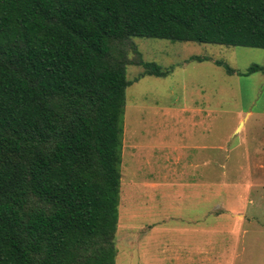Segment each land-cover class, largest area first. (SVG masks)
<instances>
[{"label":"trees","instance_id":"trees-1","mask_svg":"<svg viewBox=\"0 0 264 264\" xmlns=\"http://www.w3.org/2000/svg\"><path fill=\"white\" fill-rule=\"evenodd\" d=\"M133 37L264 49V0H0V264H116Z\"/></svg>","mask_w":264,"mask_h":264},{"label":"rangeland","instance_id":"rangeland-1","mask_svg":"<svg viewBox=\"0 0 264 264\" xmlns=\"http://www.w3.org/2000/svg\"><path fill=\"white\" fill-rule=\"evenodd\" d=\"M126 49L170 73L126 68L115 263L264 264V72L246 74L264 49L140 37Z\"/></svg>","mask_w":264,"mask_h":264},{"label":"crops","instance_id":"crops-1","mask_svg":"<svg viewBox=\"0 0 264 264\" xmlns=\"http://www.w3.org/2000/svg\"><path fill=\"white\" fill-rule=\"evenodd\" d=\"M196 124H197V123H193V126H196ZM241 124H242V123H240L239 125L241 126ZM239 125H238V127H239ZM238 127H237V129H238ZM195 149H196V147H195ZM174 153H175V157H176V159H177V160L180 159V158H179V157H180V152H178V151H177V148H175V147H174V148H171V152H170L169 154H171V156H173ZM208 165H210V159H209V163H208ZM177 173H178V172H176V174H177ZM168 174H171V175L174 174V170L172 169L171 172H168ZM175 181H176V180H175ZM171 182L174 183V180L172 179ZM175 184L178 186V185H180L181 183H180V181L177 180V181L175 182ZM182 184H185V186H186L187 188H194L195 186L199 185L198 182H190V183H182ZM203 185L206 186V184H203ZM151 186H152L153 188L156 187V185H153V184H152ZM167 186H171V185L169 184V185H167ZM208 186H209V185H208Z\"/></svg>","mask_w":264,"mask_h":264},{"label":"water","instance_id":"water-1","mask_svg":"<svg viewBox=\"0 0 264 264\" xmlns=\"http://www.w3.org/2000/svg\"><path fill=\"white\" fill-rule=\"evenodd\" d=\"M240 126V125H239ZM239 128V127H238Z\"/></svg>","mask_w":264,"mask_h":264}]
</instances>
